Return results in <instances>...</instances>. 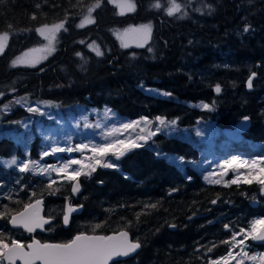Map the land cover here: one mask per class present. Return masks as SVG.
I'll use <instances>...</instances> for the list:
<instances>
[{
    "label": "trees",
    "instance_id": "obj_1",
    "mask_svg": "<svg viewBox=\"0 0 264 264\" xmlns=\"http://www.w3.org/2000/svg\"><path fill=\"white\" fill-rule=\"evenodd\" d=\"M131 1L135 10L121 15L109 0H100L91 13L94 23L81 28L77 21L96 0H4L0 34L7 32L9 38L0 53V92L4 93L0 102L24 95L60 106L105 105L129 118L162 116L185 127L209 119L219 128H234L236 120L247 115L249 124L239 140L227 142L221 153L261 154L241 141L264 144V0H176L182 9L173 16L163 10L168 0H159L161 9L152 7L156 0ZM61 21L64 29L57 32L55 51L44 61L11 66L23 48L40 41L38 26ZM137 23L151 25L148 40L142 47H121L113 29ZM90 41L103 55L87 46ZM251 73L255 76L249 88ZM216 85L220 93L215 92ZM145 86L166 90L169 96L146 92ZM10 101L13 107L0 116L1 131L27 114ZM197 101L209 108L189 104ZM151 140L152 148L146 143L119 161L113 157L116 167L96 166L90 176H79L80 191L75 195L71 181L49 188L43 178L15 172L16 183L0 166V184H14L8 190L0 186V211L7 205L15 212L42 196L43 214L52 220L44 231L35 233L41 241L64 242L79 231L106 234L125 229L140 247L109 264H207L228 251L239 225L264 213V200L250 204L258 196L259 184L205 182L189 164L179 170L155 152L190 159L197 152L194 139L156 133ZM35 144L36 137L31 141V157ZM14 146L12 137L1 132L0 155L7 156ZM65 200L81 205L66 228L61 225ZM7 220L0 218V232L7 242L29 239L22 230L10 228Z\"/></svg>",
    "mask_w": 264,
    "mask_h": 264
},
{
    "label": "rangeland",
    "instance_id": "obj_2",
    "mask_svg": "<svg viewBox=\"0 0 264 264\" xmlns=\"http://www.w3.org/2000/svg\"><path fill=\"white\" fill-rule=\"evenodd\" d=\"M123 2L124 0H117V3H113L116 7V10L119 13L121 11V8L118 5ZM89 7H87L84 10L83 16L77 21L76 24L77 26L80 24L84 16L88 15L87 9ZM58 23L60 22H54L44 25H48L50 27ZM44 25H40L37 28H41ZM142 25H149V24L137 23V24H128V25L116 27L113 29V35L117 39L118 43L121 45V39L118 38V34L124 33L126 29H140V26ZM245 28L246 27H244V29ZM36 33L40 37V41L38 43L27 46L26 48H23L11 60L10 62L11 66L13 60H15L17 57L23 56V54L29 52L30 49L40 48L41 46L47 44V40H45L44 37L41 36L38 32ZM137 36L138 34L134 32H129L127 34V36L125 37V41L128 43V46H139V44L141 43L144 44L148 40L149 34L144 40L138 39ZM92 43L93 42L90 41L87 44V46ZM53 46L55 48L56 39ZM50 54H48L46 58ZM30 55L39 56L40 54L30 53ZM45 59H41L40 62L44 61ZM19 65L30 66L28 64H19ZM143 89L146 92H149L148 89L155 90L149 92L154 95H160L166 97L169 96V95H164V93L169 94L168 91L163 89H158L156 87L145 86L143 87ZM21 98H25L24 95L11 97L10 100L14 101L15 103L16 100H19ZM10 100L0 102V116L2 112H8L10 108L13 107V102H11ZM43 101H47V100L27 99L26 101L19 104V106L25 109L26 111L28 106L39 107L41 111L40 113L27 112L26 115L17 117L12 122V123H16V125L9 127L6 131H1L3 124L0 121V134L1 132L7 133L9 136L12 137L15 145L14 150L11 153H9L7 156L0 155V166L4 170L8 171L6 178H8L9 180L13 179V181L16 183L18 182V180L17 178L16 179L13 178L15 177V174L12 175V173L18 172L19 163L22 162V160L24 159L36 162L35 168L37 169V171L35 172L30 171L29 173L31 175L37 176L38 178H43L46 180L47 183H49L50 180L55 181L54 184H56V186H59L60 184L67 182L66 180L61 178L62 174L61 176H58L56 173H51L50 175H44L39 171V169H41L43 166L47 164L57 163L58 161L65 162L68 159H72V158L81 159L82 165L85 166L88 164L95 165V160L91 159L93 153L90 150H85L83 154H81L80 152L75 153L74 151L72 153H57L55 156L41 158L40 153L44 150L50 151L51 147L54 146L75 147L77 143H89L90 141L97 144L105 143V142L113 143L114 140H119V139H123L126 143L129 141L144 143L139 140V137L141 135H147L149 131L162 133L164 135L177 136L182 139L183 138L188 140L194 139L193 143H195L197 152H196V156L191 157L190 159L182 158L181 156L175 153L164 152V151H160V152L155 151V152L156 154L161 155L167 161L174 163L179 170L182 169L184 165L189 164L196 171H199V175L202 177V179L205 182H208V180H206L205 177H209L210 180L222 179L221 183L225 184L223 181H231L233 178L237 176V174H242L243 177H249V178L256 177L257 179L264 177V172L260 171L261 169H264V144L260 141H252L250 139L244 138L241 141V144L244 147L261 150L262 151L261 154L241 155L239 153H230V154L221 153V151L227 150V144H226L227 142L239 140L240 136L239 133L234 128L217 127L213 122V120L200 119L190 127L179 126L177 124L173 125L169 123L166 127H162L160 128L159 131H157V128L160 126H159V121L156 120V117L158 116H156L154 119L148 118L149 120L153 121L151 125H145V123L141 121L139 124H137L136 126H134V128L130 130L115 133L114 136L105 137L100 135V133L106 132L108 131V129L113 127L119 128L122 123H129L131 121H140L141 118L145 116L129 118L124 115H120L116 113L114 110H112L111 108L105 105L102 107L82 106L78 104L60 106L57 103H53L51 101H50L51 105L44 104ZM189 104L200 107L199 105L205 103L203 101H197L195 103H189ZM4 105H9V110L4 111L3 110ZM105 109L111 110L108 116L104 115ZM112 114L115 115L113 116ZM85 117L87 119H84ZM165 121L170 122L172 120L165 119ZM85 124L93 125V126L99 124L100 127L98 129L95 127L86 128L84 127ZM221 135H223L224 138L219 139ZM35 137H36V144L34 146V156L31 157L30 156L31 141ZM45 137H48L49 139H45ZM151 139L152 138H150V140ZM150 140L147 143L152 148L153 140H151V142ZM96 155L97 158L100 159L99 154L97 153ZM234 156L237 157L240 162L247 161V164L243 165L238 169L235 168V166L231 167L228 170L227 175H224L221 178V172L223 171V169L220 167V165L222 164L223 161L231 160L232 157ZM13 157L17 158L18 160L17 165L6 166L5 162L10 161ZM112 158H113V154L110 152L107 156L101 159V163L102 164L114 163ZM253 163H255V168L252 167ZM82 165H73L72 169H81ZM82 170H87V169L83 168ZM12 185L14 184H12L9 181L8 183L0 184V186L6 190L10 189ZM254 220H264V213L256 214L252 216L246 221V224L239 225V228L234 231L235 233H239V235L236 236L237 241L244 240L243 248H241V246L239 245H237L236 247L232 246L231 240L234 233L233 232L230 237V248L228 249V251L223 255L210 259L209 261L220 260V258L228 256L229 259L227 261V264H237V260H239V264H260V257L264 256V251L254 250L249 246L250 242L248 238L250 236H248V238L245 239V235L251 231V223ZM260 226L261 225H257V229ZM241 229H244L243 233L240 232ZM230 249H231V256H229ZM248 256H256L257 259L251 260L247 258ZM209 261L207 264H209ZM221 264H223V261H221Z\"/></svg>",
    "mask_w": 264,
    "mask_h": 264
},
{
    "label": "snow or ice",
    "instance_id": "obj_3",
    "mask_svg": "<svg viewBox=\"0 0 264 264\" xmlns=\"http://www.w3.org/2000/svg\"><path fill=\"white\" fill-rule=\"evenodd\" d=\"M110 3H117V0H109ZM4 3V0H0V4ZM100 6V0H96L95 4L87 9L88 15L84 16L81 20L78 27H84L86 24L94 23V20L91 17V13L94 8ZM121 11L120 14L123 15L125 11L131 12L135 10V4L131 2V0H124L123 3L119 4ZM39 7V5H37ZM152 7L161 9L163 6L156 0V3L152 5ZM210 7V6H209ZM182 6L176 2V0H168V7L164 8L163 10L167 13L168 16H173L174 14L180 13ZM199 11V9H197ZM64 29V22L61 21L58 24L48 26L44 25L41 28H37L36 32H38L41 36L47 40V44L41 46L40 48L30 49L29 52H26L21 57H17L15 60L12 61V66H16L19 64H28L30 66H34L38 64L41 59H45L48 54L55 51L54 42L56 39V34L60 30ZM248 31L249 29L246 27L244 29ZM129 32L137 33V38L140 40L146 39L147 35L151 32V25H142L140 29H126L124 33L118 34V38L121 39V47L127 48L128 43L125 41V37ZM8 33L4 32L0 34V53H3L5 47L8 43ZM83 43V41H81ZM139 46H143V44H139ZM88 47L93 50L97 56L103 55L98 45L93 42L92 44L88 45ZM151 51V49H149ZM30 53H39V56L30 55ZM77 56H81V53H76ZM255 76V73L249 77V88L252 87V78ZM142 87V86H141ZM14 91V90H13ZM149 92L155 91L153 89H148ZM215 92L220 93L221 87L220 85H216ZM4 93L0 92V96H3ZM164 95H169L168 93H164ZM27 98H21L16 100V104H21L22 102L26 101ZM44 104L51 105L50 101H43ZM195 106V105H194ZM205 109L209 108L208 104L199 105ZM4 111L9 110V105H4ZM41 109L39 107L28 106L27 112L28 113H40ZM111 112L110 109H105L104 115L108 116ZM113 116L115 114H112ZM84 119H87L86 117ZM245 120L248 117H244ZM156 120L159 121V126L157 131L160 130L162 127H166L169 123L175 125L176 121H165L162 117H156ZM141 121L145 123V125H151L153 123L152 120H149L146 117H142L140 121H131L129 123H122L119 128L113 127L108 129V131L100 133V135L105 137L114 136L115 133H119L122 131L130 130L134 128L137 124ZM84 127L86 128H99L100 125H88L85 124ZM199 134V133H198ZM154 133L149 132L147 135H141L139 140L144 143H137V142H125L123 139L114 140L113 143H77L75 147L67 146V147H59L54 146L49 150H44L40 153L41 158L55 156L57 153H72V152H80L81 154L84 153L85 150H90L93 153L91 159L95 160V165L88 164L82 165L81 159H68L65 162H57L52 164H47L43 166L39 171L44 175H50L51 173H56L58 176H61L62 179L66 181H77V178L81 175L90 176L92 172L96 170V165L100 167H116L115 163H101V159L107 156L110 152L115 156L116 161L124 156L127 152L146 146V143L150 140L151 136ZM45 139H49L45 137ZM55 142V141H54ZM99 154L100 159L97 158L96 154ZM182 159V158H181ZM6 166L17 165L18 160L16 157H13L10 161L5 162ZM35 161H29L27 159L22 160L19 163L18 172L29 173L37 171L35 168ZM247 164V161L240 162L237 157H232L231 160H225L222 162L220 167L223 169L221 172V178L224 175H227L228 170L235 166V168H240L243 165ZM73 165H82L81 169H72ZM255 168V163L252 165ZM86 168L87 170H82ZM264 172V169L260 170ZM211 175V174H210ZM250 176V174H249ZM190 179V178H189ZM209 183L212 184H220L222 179H209V177H205ZM244 184H251L253 180H255L258 184L261 185L260 191L264 193V177L256 178V177H243L242 174H237L235 178L231 181H223L226 185L227 184H239L240 182ZM55 181L49 182L48 187L52 188ZM80 190L79 183H74L72 185V193L76 194ZM172 191H175L173 189ZM52 194H55L53 191ZM216 203V201H213ZM40 205L41 200L37 199L34 203H27L24 204V210L16 212L15 214H11L12 210L8 208L7 205H4V211H0V218L7 219L8 216L11 214V218L8 221L14 228H23L24 231L27 233H33L36 229H44L46 224H49L50 221L45 219L40 215ZM154 207V205H152ZM78 208H73L70 204L66 206L63 216V223L64 225L69 224L70 214L73 212L78 211ZM257 225H264V220H254L251 223V231L245 235V239L248 236H251L252 240H260L264 241V228L257 231ZM96 227H100V225H96ZM228 226L225 225V228ZM241 233L244 232V229L240 230ZM239 233H233L232 236V246L236 247L237 245L243 248L244 240H236V236ZM6 237L4 236L3 232H0V264H4L7 261V264H16V261L19 260L22 264H36V262H40V264H109V261L115 257H126L129 256L131 253H134L139 247V243L130 242L128 239V233L125 231H121L116 236H97V235H84L79 234L76 235L72 240L66 243H41L39 240L33 239L31 243L27 245L21 243L18 240L11 239L9 242H6ZM224 243H229V241H225ZM25 248L28 251H25ZM212 249H209L211 252ZM246 255V254H245ZM229 256H231V249L229 250ZM248 259L256 260V256H248ZM229 257H222L220 260H212L209 261V264H227ZM237 264H239V260H237ZM260 264H264V256L260 257Z\"/></svg>",
    "mask_w": 264,
    "mask_h": 264
},
{
    "label": "water",
    "instance_id": "obj_4",
    "mask_svg": "<svg viewBox=\"0 0 264 264\" xmlns=\"http://www.w3.org/2000/svg\"><path fill=\"white\" fill-rule=\"evenodd\" d=\"M252 74H253V73H251V74L248 76V78H247V82H246L247 85H248V83H249V77L252 76ZM244 117H248V116H246V115L242 116V117H241L240 119H238V120L235 122V124H234V129H235L237 132H240V133H241V132H244V130H245L246 127L248 126V123H249V122H248V119L245 120ZM149 132H151V131H149ZM149 132H148V133H149ZM151 133H154V135L151 136V138H153V137L155 136L156 133H155V132H151ZM75 153H78V152H75ZM113 157L115 158L114 155H113ZM98 167H100V166H98ZM77 182H78V178H77V181H71V184H70V185H71V187H70V188H71V192H72V185H73L74 183H77ZM79 191H80V190H79ZM72 194H73V193H72ZM76 194H77V193H76ZM73 195H75V194H73ZM37 199L41 200V205H40V215H41L42 217H44L45 219H48L49 221H51V220H52L51 217L46 216V215L43 214V197H42V196L36 197V198L32 199L31 201H29L28 203H34L35 200H37ZM69 204H70L73 208H78V209H79L78 211L73 212L72 214H76V213H78V212L80 211V209H81V205H80V204H79V205H76V204H73L72 202H70V201H68V200H65V201H64L63 208H62V214H61V225H62V227H64V228H66V227L68 226V225H64V223H63V216H64L65 208H66V206H68ZM250 204H251V205H254V204H255V200H251V201H250ZM23 210H24V206L21 207L19 210L15 211V212H12L11 214H15L16 212L23 211ZM11 214H10L9 217H8L7 223H8V226H9L10 228H14V227L8 222V221L10 220V218H11ZM72 214H70V216H71ZM262 228H264V225H261V226L257 229V231L261 230ZM17 229L22 230L26 235L29 236V239L26 240V241L23 243V244H25V245H27L28 243H31V241H32L33 239L39 240L41 243H66V242L72 240L76 235H79V234H84V235H89V236H91V235H97V236H116V235H118L121 231H125V232H127L125 229H118V230L111 231V232L106 233V234H102V233H89V232L79 231V232L74 233V234L71 236V238H70L69 240L64 241V242H57V241H41V240L35 235L36 232H42V231H44V229H36L33 233H27L26 231H24L23 228H17ZM127 233H128V232H127ZM128 239H129L130 242L138 243L137 241L132 240V239L130 238L129 234H128ZM249 240H250L251 243L264 244V241H260V240H252V239H251V236H250ZM138 249H139V248H138ZM138 249H137V250H138ZM137 250H136V251H137ZM25 251H28V249L25 248ZM136 251H135L134 253H131L129 256L135 254ZM129 256H126V257H129ZM124 258H125V257H115V258H113L112 260H110L109 263H110L111 261L121 260V259H124ZM4 264H7V261H5ZM16 264H22V262L19 261V260H17V261H16ZM36 264H40V262L38 261V262H36Z\"/></svg>",
    "mask_w": 264,
    "mask_h": 264
},
{
    "label": "flooded vegetation",
    "instance_id": "obj_5",
    "mask_svg": "<svg viewBox=\"0 0 264 264\" xmlns=\"http://www.w3.org/2000/svg\"><path fill=\"white\" fill-rule=\"evenodd\" d=\"M260 188H261V185L259 184L258 185V189H259V193H258V198H259V200H258V198L256 197L255 199H256V204L255 205H257L258 203H259V201H263L264 200V193H262L261 191H260ZM12 229H17V228H12ZM44 229H45V226H44ZM260 245H258V247H259ZM251 248H253V249H257V245L256 246H250ZM259 250H262V251H264V246L263 247H261V249H259Z\"/></svg>",
    "mask_w": 264,
    "mask_h": 264
}]
</instances>
